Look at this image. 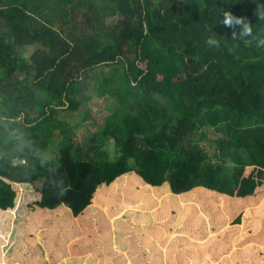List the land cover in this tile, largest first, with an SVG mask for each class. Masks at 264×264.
I'll use <instances>...</instances> for the list:
<instances>
[{"label": "trees", "instance_id": "obj_1", "mask_svg": "<svg viewBox=\"0 0 264 264\" xmlns=\"http://www.w3.org/2000/svg\"><path fill=\"white\" fill-rule=\"evenodd\" d=\"M259 5L0 0L6 264H264Z\"/></svg>", "mask_w": 264, "mask_h": 264}, {"label": "clouds", "instance_id": "obj_2", "mask_svg": "<svg viewBox=\"0 0 264 264\" xmlns=\"http://www.w3.org/2000/svg\"><path fill=\"white\" fill-rule=\"evenodd\" d=\"M260 9H264V5H259L258 6ZM264 18V17H261ZM222 23L224 24L225 27L230 28V29H235L236 26H240V30L233 31L232 37L231 38H238L241 40H244L246 38H253L255 39L256 37L254 36L253 33V26L249 23H246L243 18H239L236 16H233L230 12H225L223 14V21ZM209 45H218L220 41L216 39H209L207 41ZM259 43L264 46V39H260Z\"/></svg>", "mask_w": 264, "mask_h": 264}, {"label": "rangeland", "instance_id": "obj_3", "mask_svg": "<svg viewBox=\"0 0 264 264\" xmlns=\"http://www.w3.org/2000/svg\"><path fill=\"white\" fill-rule=\"evenodd\" d=\"M106 21L108 23H113L114 19L109 18ZM29 52H30V50H27V53H29ZM23 55L25 56V54H23ZM91 111H92V113H91V119L92 120L87 122V126L95 127L96 123H98L99 121L102 120L103 115L100 112V109H97V107H95V106L94 107L92 106ZM72 116H74V115L69 114V118ZM59 117H60V119H66V116L63 113H61ZM196 140H197V137H193L192 142L195 143ZM110 149H111V147H110ZM0 245H2V243ZM3 250H4L3 247H0L1 258H4V260H2L0 258V264H6L7 263L5 261V257H7V254H5Z\"/></svg>", "mask_w": 264, "mask_h": 264}]
</instances>
